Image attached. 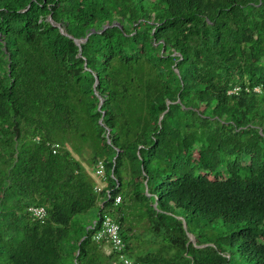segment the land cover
Listing matches in <instances>:
<instances>
[{"label": "trees", "instance_id": "16d2710c", "mask_svg": "<svg viewBox=\"0 0 264 264\" xmlns=\"http://www.w3.org/2000/svg\"><path fill=\"white\" fill-rule=\"evenodd\" d=\"M104 213L137 263L264 264V0H0V264H123Z\"/></svg>", "mask_w": 264, "mask_h": 264}, {"label": "built area", "instance_id": "2783aa9c", "mask_svg": "<svg viewBox=\"0 0 264 264\" xmlns=\"http://www.w3.org/2000/svg\"><path fill=\"white\" fill-rule=\"evenodd\" d=\"M237 87L233 88L231 91L236 90ZM56 146V145H55ZM93 175L96 178V186L95 191H100L104 187V164L102 161H98L95 170L93 171ZM108 196L110 195V191L107 190ZM121 202V195L116 194L113 197V204L118 205ZM32 215L38 219H41L45 216L46 212L44 207L42 206H31L29 207ZM93 238L96 241H103L108 246L109 252H116L118 254V258L122 261L123 264H147V263H137L132 259L127 257L124 254L125 251V241L121 235V227L118 222H116L112 217L104 213L100 219L99 229L94 234Z\"/></svg>", "mask_w": 264, "mask_h": 264}, {"label": "rangeland", "instance_id": "374dc122", "mask_svg": "<svg viewBox=\"0 0 264 264\" xmlns=\"http://www.w3.org/2000/svg\"><path fill=\"white\" fill-rule=\"evenodd\" d=\"M74 155L80 160V161H82L84 164H86V160H85V157H86V153L85 154H83L82 156H80V155H78V154H76L75 152H74ZM7 208V207H6ZM10 209V208H9ZM91 216H93V212L91 211V212H88L86 215H78V216H76V217H74L73 219H72V221H71V225H75V223L76 222H79V221H84V218L86 219V220H89V221H91ZM140 228V229H139ZM138 232H140V233H143L144 232V229L142 228V227H140V226H137L136 228H135ZM134 232V231H133ZM190 235V237L194 240V237H192V235L191 234H189ZM140 237L142 238V240L145 238V239H147V235H146V233H145V235H140ZM239 261V260H238ZM237 260H232V262H233V264H239V263H241L240 261L238 262Z\"/></svg>", "mask_w": 264, "mask_h": 264}, {"label": "water", "instance_id": "95a60500", "mask_svg": "<svg viewBox=\"0 0 264 264\" xmlns=\"http://www.w3.org/2000/svg\"><path fill=\"white\" fill-rule=\"evenodd\" d=\"M49 20L53 23V21H52L51 18H49ZM107 26H108V24H106V25L104 26V28L107 27ZM60 31H61L63 34L68 35L69 37H71L68 33H66V31L63 30L62 27H60ZM93 31H94V30H91V31H90L85 37H83V38H74L75 43L78 44V45H80V43H81V42H84V41L87 39V36H88L91 32H93ZM176 71H178V70L176 69ZM96 81H97V78H96ZM96 81H95L94 85L96 84ZM101 102H102V99L100 100V103H101ZM191 235H192V234H191ZM192 237H193V236H192ZM189 238H190V240L194 241V240L190 237V235H189Z\"/></svg>", "mask_w": 264, "mask_h": 264}, {"label": "crops", "instance_id": "0c3cea01", "mask_svg": "<svg viewBox=\"0 0 264 264\" xmlns=\"http://www.w3.org/2000/svg\"><path fill=\"white\" fill-rule=\"evenodd\" d=\"M104 250L108 251V246L107 245L104 246Z\"/></svg>", "mask_w": 264, "mask_h": 264}]
</instances>
